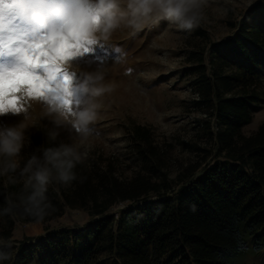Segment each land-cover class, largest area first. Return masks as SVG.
Listing matches in <instances>:
<instances>
[{
  "label": "trees",
  "instance_id": "obj_1",
  "mask_svg": "<svg viewBox=\"0 0 264 264\" xmlns=\"http://www.w3.org/2000/svg\"><path fill=\"white\" fill-rule=\"evenodd\" d=\"M231 26L237 27L233 34L211 43L208 60L195 50V102L209 117L198 131L206 143L191 145L196 158L171 176L160 169L168 156L151 128L134 123L141 170L122 176L110 161L85 160L74 169L76 180L48 185L51 208L40 220L46 227L66 206L97 215L84 231L56 232L60 239L51 241L67 245L61 260L92 264L108 250L116 264H238L230 261L234 254L264 250V121L244 131L264 96V0ZM21 188L0 180V209L7 206L6 196L18 203ZM120 202L129 205L110 211ZM17 220L38 221L19 207L0 215V251L10 254L0 264H20L10 248ZM60 255L52 252L55 261Z\"/></svg>",
  "mask_w": 264,
  "mask_h": 264
},
{
  "label": "rangeland",
  "instance_id": "obj_2",
  "mask_svg": "<svg viewBox=\"0 0 264 264\" xmlns=\"http://www.w3.org/2000/svg\"><path fill=\"white\" fill-rule=\"evenodd\" d=\"M257 1L207 0L205 19L190 33L179 30L167 20L150 23L135 35L120 29L107 42L89 45L90 52L67 63L65 66L72 72L70 75L74 73L73 82L79 75V69L91 71L98 67L106 68L105 82L112 88L110 92L97 98L100 108L93 125L94 135L85 141L88 152L86 160L101 165L110 161L122 176H131L135 171L141 170L142 162L131 132L134 123L146 124L151 128L155 142L168 156L166 164L160 169L168 171L171 176L196 158V151L191 149V145L198 142L203 146L206 143V135L203 136L198 131L205 118L209 117L195 102L198 97L194 83L198 74V53L195 50L204 51L208 60L211 43L220 42L233 34L237 27H232L231 22L238 23ZM8 2L9 0H0V70L12 69L20 63L14 51L17 44L11 48L3 47V41L7 37L23 35L31 41L47 32V29L37 31L30 13L5 9L2 5ZM204 32L209 35H204ZM70 91L73 99L79 101L81 97L77 90L70 87ZM17 95L21 93L18 92ZM24 106L32 117L29 124L35 122L37 127L30 126L26 132L31 143H26L22 149L21 165L38 146L49 143L43 128L45 125L51 127L47 119H41L44 106L42 101L25 97ZM21 119L20 115L9 113L0 116V124H15ZM263 121L264 96L257 104L252 120L244 126V131H254ZM215 125L216 122L213 121L214 128ZM73 140V134L61 130L55 143H72ZM36 154L39 155L38 152ZM2 179L7 181L5 177H0ZM154 197L155 194L148 200ZM128 205V202H120L110 211ZM96 217L97 215L92 217L84 209L66 206L63 214L52 219L48 227L40 220H17L10 242L14 258L20 264H75L69 256L61 260L62 254L67 251L64 248L66 244L60 242L55 245V241L51 239H60L56 232L61 228H81L84 231L85 226ZM248 245L252 246L251 240H248ZM58 250L61 255L55 261L52 252ZM230 261L238 264H264V250L254 253L247 249L234 254ZM92 264L116 263L112 254L106 250Z\"/></svg>",
  "mask_w": 264,
  "mask_h": 264
},
{
  "label": "clouds",
  "instance_id": "obj_3",
  "mask_svg": "<svg viewBox=\"0 0 264 264\" xmlns=\"http://www.w3.org/2000/svg\"><path fill=\"white\" fill-rule=\"evenodd\" d=\"M206 4L207 0H9L2 6L30 13L37 31L47 29L46 36L96 45L107 42L117 30L125 29L135 35L160 20L190 33L205 19ZM25 42L29 41L23 35L9 36L3 41V47ZM105 75L104 67L91 71L79 69L74 82L57 84L48 96L32 98L43 102L41 119H47L51 125H45L43 131L53 144L38 146L23 165L22 149L31 143L26 132L30 126L37 127L35 122L29 124L32 117L28 108L22 105L18 112L12 113L22 117L19 122L0 124V177L22 185L18 203L6 196L7 206L0 209V215L11 214L19 207L24 214L43 220L51 208L46 196L48 185L53 180L67 185L77 179L74 169L87 159L85 141L94 135L93 125L100 108L97 98L112 90L105 82ZM70 87L79 93V101L73 99ZM61 130L74 135L72 143H54ZM9 258L8 252L0 251V261Z\"/></svg>",
  "mask_w": 264,
  "mask_h": 264
},
{
  "label": "snow or ice",
  "instance_id": "obj_4",
  "mask_svg": "<svg viewBox=\"0 0 264 264\" xmlns=\"http://www.w3.org/2000/svg\"><path fill=\"white\" fill-rule=\"evenodd\" d=\"M90 51L89 45L61 36L45 35L21 43L15 49L20 63L0 70V116L18 112L25 97H45L55 85L70 84L74 73L70 75L65 65Z\"/></svg>",
  "mask_w": 264,
  "mask_h": 264
}]
</instances>
